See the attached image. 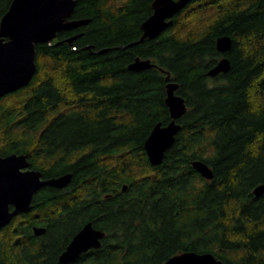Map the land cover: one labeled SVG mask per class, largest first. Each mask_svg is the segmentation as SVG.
Returning <instances> with one entry per match:
<instances>
[{
	"label": "trees",
	"instance_id": "trees-1",
	"mask_svg": "<svg viewBox=\"0 0 264 264\" xmlns=\"http://www.w3.org/2000/svg\"><path fill=\"white\" fill-rule=\"evenodd\" d=\"M11 2L0 0V21ZM152 2L78 0L72 17L90 22L37 44L30 84L0 99V155H28L44 178L73 174L63 189L40 188L33 210L0 229V264H165L185 251L264 264V194L253 193L264 183V0H192L140 41ZM221 35L233 39L227 54ZM138 56L156 66L131 70ZM224 56L230 71L208 76ZM169 81L188 110L152 166L144 143L171 120ZM198 159L213 179L193 168ZM90 221L106 233L101 247L60 262Z\"/></svg>",
	"mask_w": 264,
	"mask_h": 264
},
{
	"label": "water",
	"instance_id": "water-1",
	"mask_svg": "<svg viewBox=\"0 0 264 264\" xmlns=\"http://www.w3.org/2000/svg\"><path fill=\"white\" fill-rule=\"evenodd\" d=\"M192 0H154L153 13L142 22L143 31L140 41L155 39L164 33L178 15ZM78 0H12L9 9L0 21V99L9 93L20 90L30 84L37 73V50L39 43H50L59 32L70 31L87 25L90 19L73 18ZM77 34L68 39L72 42ZM219 52L227 54L233 46L229 35L217 38ZM156 66L151 59L136 57L129 65L134 71H143ZM231 61L222 57L210 68L207 75L215 77L227 73ZM177 82L169 81L166 85L165 103L169 108L171 120L167 124L158 122L151 130L144 143V148L152 166L161 165L167 151L174 145L176 136L182 130L178 122L187 110L185 98L177 92ZM193 168L204 178H214L212 167L204 160L192 162ZM73 174L65 173L52 178H43L39 169L32 167L29 156L24 153L0 155V229L10 224L21 213L33 210L34 195L43 186L59 189L72 182ZM127 185L123 187L125 190ZM255 196L264 194V183L253 190ZM34 232L40 236L46 232L44 226H34ZM105 231L87 222L71 239L60 254L62 263L78 260L82 254L102 245ZM165 264H226L212 252L199 253L185 251L170 257Z\"/></svg>",
	"mask_w": 264,
	"mask_h": 264
},
{
	"label": "rangeland",
	"instance_id": "rangeland-1",
	"mask_svg": "<svg viewBox=\"0 0 264 264\" xmlns=\"http://www.w3.org/2000/svg\"><path fill=\"white\" fill-rule=\"evenodd\" d=\"M112 3L114 4H120L122 3L124 0H110Z\"/></svg>",
	"mask_w": 264,
	"mask_h": 264
},
{
	"label": "flooded vegetation",
	"instance_id": "flooded-vegetation-1",
	"mask_svg": "<svg viewBox=\"0 0 264 264\" xmlns=\"http://www.w3.org/2000/svg\"><path fill=\"white\" fill-rule=\"evenodd\" d=\"M154 1V0H153ZM153 9V8H152ZM153 13V12H152ZM74 30V29H73ZM58 37V36H57ZM57 39V38H56ZM44 178V177H43Z\"/></svg>",
	"mask_w": 264,
	"mask_h": 264
}]
</instances>
